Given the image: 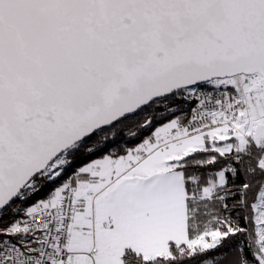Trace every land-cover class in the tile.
Returning a JSON list of instances; mask_svg holds the SVG:
<instances>
[{
	"label": "snow or ice",
	"instance_id": "obj_1",
	"mask_svg": "<svg viewBox=\"0 0 264 264\" xmlns=\"http://www.w3.org/2000/svg\"><path fill=\"white\" fill-rule=\"evenodd\" d=\"M0 264H264V0H0Z\"/></svg>",
	"mask_w": 264,
	"mask_h": 264
}]
</instances>
